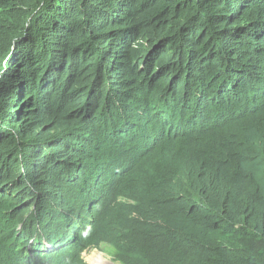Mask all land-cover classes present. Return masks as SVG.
<instances>
[{
	"label": "trees",
	"instance_id": "16d2710c",
	"mask_svg": "<svg viewBox=\"0 0 264 264\" xmlns=\"http://www.w3.org/2000/svg\"><path fill=\"white\" fill-rule=\"evenodd\" d=\"M91 247L264 264V0H0V264Z\"/></svg>",
	"mask_w": 264,
	"mask_h": 264
},
{
	"label": "rangeland",
	"instance_id": "374dc122",
	"mask_svg": "<svg viewBox=\"0 0 264 264\" xmlns=\"http://www.w3.org/2000/svg\"><path fill=\"white\" fill-rule=\"evenodd\" d=\"M92 175V174H91ZM91 177V176H90ZM96 255H100V256H102L103 257V259L104 258H106V259H108L109 261H110V264H121L120 262H118L117 260H115L114 258V260L112 259V257L110 256V255H108L106 252H103V251H100V250H97V249H89V250H87V251H85V252H83V259L87 262V263H89V264H94L93 263V260H94V258H95V256ZM103 259H101V260H99L97 263L98 264H106V262L103 260Z\"/></svg>",
	"mask_w": 264,
	"mask_h": 264
},
{
	"label": "bare ground",
	"instance_id": "6f19581e",
	"mask_svg": "<svg viewBox=\"0 0 264 264\" xmlns=\"http://www.w3.org/2000/svg\"><path fill=\"white\" fill-rule=\"evenodd\" d=\"M101 259H103L102 256H100V255H96L95 258H94V260H93V263H94V264H98L97 262H98L99 260H101ZM103 260L106 262V264H110V261H109L108 259L104 258Z\"/></svg>",
	"mask_w": 264,
	"mask_h": 264
},
{
	"label": "clouds",
	"instance_id": "9594fccd",
	"mask_svg": "<svg viewBox=\"0 0 264 264\" xmlns=\"http://www.w3.org/2000/svg\"><path fill=\"white\" fill-rule=\"evenodd\" d=\"M89 249H97V250H100V251H103V252H106V251H104V250H101V249H98V248H95V247H91V248H88V249H85L83 252H85V251H87V250H89ZM83 252L81 253V257H82V259H83ZM108 255H110L111 257H112V259H113V256L110 254V253H108V252H106ZM84 260V259H83ZM114 260V259H113ZM84 262L86 263V264H89V263H87L85 260H84ZM122 264V263H121Z\"/></svg>",
	"mask_w": 264,
	"mask_h": 264
}]
</instances>
